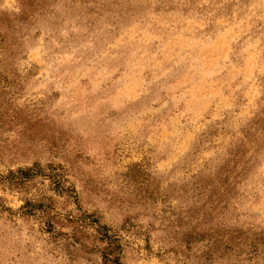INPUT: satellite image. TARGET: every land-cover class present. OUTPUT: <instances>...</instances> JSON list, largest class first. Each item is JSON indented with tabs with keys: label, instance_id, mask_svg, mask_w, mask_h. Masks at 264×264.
I'll return each mask as SVG.
<instances>
[{
	"label": "rangeland",
	"instance_id": "rangeland-1",
	"mask_svg": "<svg viewBox=\"0 0 264 264\" xmlns=\"http://www.w3.org/2000/svg\"><path fill=\"white\" fill-rule=\"evenodd\" d=\"M0 264H264V0H0Z\"/></svg>",
	"mask_w": 264,
	"mask_h": 264
}]
</instances>
